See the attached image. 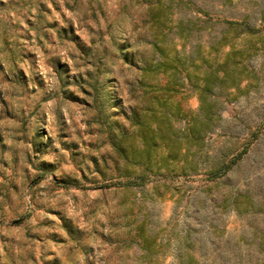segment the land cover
Returning a JSON list of instances; mask_svg holds the SVG:
<instances>
[{"label": "rangeland", "instance_id": "rangeland-1", "mask_svg": "<svg viewBox=\"0 0 264 264\" xmlns=\"http://www.w3.org/2000/svg\"><path fill=\"white\" fill-rule=\"evenodd\" d=\"M149 103L196 169L119 155ZM0 264H264V0H0Z\"/></svg>", "mask_w": 264, "mask_h": 264}, {"label": "trees", "instance_id": "trees-1", "mask_svg": "<svg viewBox=\"0 0 264 264\" xmlns=\"http://www.w3.org/2000/svg\"><path fill=\"white\" fill-rule=\"evenodd\" d=\"M174 60H177V58L174 57L172 59L161 51L160 61L153 65L148 64L142 68L143 70L154 71L158 74L163 73L169 76L166 74L167 69L177 65L173 64ZM210 75L217 77L213 71H211ZM143 81V76H141L139 83L144 84ZM153 85L158 89L167 91L171 82L170 79H167L164 82H155ZM152 98L160 106L167 104L168 99L161 98L156 93ZM200 99L202 100V98ZM126 116L130 120L129 126H133V128L130 130L129 126H123L121 129V140L113 142L115 149L125 161L133 162L144 171H156L162 174L196 169L197 160L195 153L188 156L187 151L191 145L197 149L202 146V134L203 130L206 129L207 122H187V133L181 137L166 111L163 110V113L158 114L151 103L143 107L134 105ZM130 135L134 136V143L130 146L123 144V141ZM184 138L187 140H183ZM188 139H192V142H187ZM238 157L239 154L228 162L220 161L214 164L209 168V172L214 176L218 175L227 169L229 164Z\"/></svg>", "mask_w": 264, "mask_h": 264}]
</instances>
